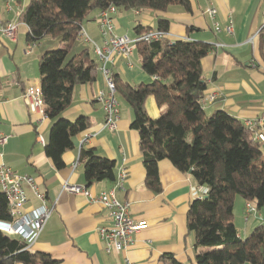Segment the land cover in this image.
<instances>
[{"label":"crops","instance_id":"0c3cea01","mask_svg":"<svg viewBox=\"0 0 264 264\" xmlns=\"http://www.w3.org/2000/svg\"><path fill=\"white\" fill-rule=\"evenodd\" d=\"M30 1L13 0L9 9L8 1L0 0V21H18ZM190 5V11L181 6H171L166 12L119 10L114 16L115 33L135 38L136 26L156 29L159 19L169 20L171 41L188 39L211 46L202 61L207 83L205 96L217 92L218 98L213 103L207 102L206 115L223 110L243 123L260 119L264 116V39L261 38L264 35V0H190ZM209 7L217 10L214 20L207 13ZM99 13L95 10L90 14L83 24V31L94 43L103 46L97 20ZM230 20L233 21V32L227 33L225 28ZM214 22L219 26L216 27ZM29 33L28 26L22 23L15 40L0 35V136L8 138L6 144L0 146V166L34 178L46 195V206L53 209L31 249L51 255L58 264H127V261L163 264L161 256L166 253L173 254L183 264H197V254L206 249L196 248L195 235L188 233L187 216L191 203L197 199L195 193L199 185L191 175L180 172L170 161L162 160L159 175L163 191L156 194L146 188L140 137L131 128L133 110L118 94L120 118L117 129L103 128L105 111L97 95L99 91L107 92V84L100 72L95 82L75 87L72 105L64 113L71 121L81 115L87 116L91 123L85 133L74 138V149L64 154L65 168L57 170L45 155L44 147L53 122L45 110L33 111L28 107L23 94L30 86L41 87L40 64L62 44L51 37L31 44ZM77 44L83 46L82 50L91 47L82 38ZM94 55L92 57L99 62ZM111 67L114 75L132 86L153 80L142 70L137 47L130 60L117 57ZM146 107L153 119L165 110L158 107L153 97L147 98ZM257 132L264 134V127L258 126ZM85 135L91 136L83 148L94 149L97 154L114 160L116 175L123 170L127 172L126 191L118 192V197L130 204V214L135 221L148 223L147 229L135 235L134 245L123 253H106L100 238L99 229L112 224L108 211L100 204L90 203L82 194L62 190L66 181L86 187L83 163L73 168L79 158L80 141ZM40 137L44 144L39 141ZM259 144L264 157V142ZM113 187V181H103L88 189L99 195ZM25 190L29 199L27 209L40 206L41 202L31 189L25 186ZM238 205V215L242 216L243 223L234 222L239 236L245 239L264 221V210L258 211L259 215L252 214L245 222L244 200Z\"/></svg>","mask_w":264,"mask_h":264},{"label":"trees","instance_id":"16d2710c","mask_svg":"<svg viewBox=\"0 0 264 264\" xmlns=\"http://www.w3.org/2000/svg\"><path fill=\"white\" fill-rule=\"evenodd\" d=\"M110 6L118 11L166 12L171 6L191 10L190 0H31L19 16L30 30L31 44L47 37L62 44L43 59L39 68L45 114L53 122L44 152L57 170L65 168L63 157L74 149V138L91 124L84 115L74 121L64 117L72 105L75 87L95 82L99 74V62L89 48L69 57L90 14ZM169 27L170 21L161 18L156 29L169 32ZM151 29L138 25L134 31L141 35ZM136 47L142 70L153 80L132 86L114 75V81L117 94L133 110L131 128L139 133L146 188L156 194L163 191L159 162L168 160L208 189L203 198L191 203L187 216L188 233L195 235L196 248L206 249L197 254V264H264V224L243 239L234 222L236 196L253 203L258 211L264 210V157L243 122L223 110L211 116L205 113L201 101L207 83L202 61L211 46L203 41L163 38L151 44L139 42ZM148 97L165 109L158 118L148 113ZM79 161L84 165L86 188L116 180V162L94 149L83 148ZM9 219L8 199L0 191V221ZM161 261L183 264L169 253L163 254ZM0 264L58 261L0 231Z\"/></svg>","mask_w":264,"mask_h":264},{"label":"built area","instance_id":"2783aa9c","mask_svg":"<svg viewBox=\"0 0 264 264\" xmlns=\"http://www.w3.org/2000/svg\"><path fill=\"white\" fill-rule=\"evenodd\" d=\"M8 1V8L13 0ZM118 10L115 6H110L105 10L100 11L98 22L101 35L104 39L103 46H98L94 43L82 30L80 38L87 43L93 45V50L99 60V72L102 74L107 84V92L99 91L97 100L102 104L105 111V122L103 128L110 131L117 129V122L120 118V103L116 97V84L114 81V72L111 67L117 57H123L130 60L135 47L139 42L151 44L159 42L163 38H169V32L159 29H151L135 38H130L127 35H117L115 33L114 16ZM208 15L214 20L217 15V10L214 7L207 9ZM20 21L4 22L0 21V35L10 40H15ZM216 27L219 23L214 22ZM227 33L233 32V21L230 20L225 28ZM253 39H251V42ZM129 65H132L130 62ZM218 98L217 92H212L205 96L201 104L206 106L207 102L213 103ZM25 104L33 111L45 110L46 104L43 98L41 87L30 86L23 94ZM244 125L252 132L251 139L253 142L264 141V134L257 132L258 126L264 127V116L255 121L247 120ZM91 135H85L79 145V157L83 146L89 141ZM8 138L0 136V146L6 144ZM39 141L44 144L40 137ZM80 164L79 158L74 163L73 168L76 169ZM127 172L125 170L116 175L114 187L108 191H103L99 195L92 194L88 188L64 182L62 190L84 195L90 203L100 204L108 211V215L112 221L111 226L102 227L99 229L101 240L104 242L106 253L112 252L123 253L134 245L135 235L148 228V223L145 221H135L130 214V204L122 201L118 197V192L126 191ZM28 186L34 193L36 198L41 202V205L33 209H27L29 203L28 195L25 190ZM0 191H2L9 205L10 219L0 221V231L3 233L22 240L27 243L28 247H32L41 236L46 224L48 223L53 209L46 206V195L43 193L35 179L31 176L19 175L12 169L2 165L0 166ZM208 192V189L203 186H198L195 193L196 198H203ZM258 212L256 206L251 202L245 203V220L247 221L252 214ZM264 224V221H262ZM127 264H133L127 261Z\"/></svg>","mask_w":264,"mask_h":264},{"label":"rangeland","instance_id":"374dc122","mask_svg":"<svg viewBox=\"0 0 264 264\" xmlns=\"http://www.w3.org/2000/svg\"><path fill=\"white\" fill-rule=\"evenodd\" d=\"M19 21V20H18ZM135 32V31H134ZM133 34V32L131 33V35ZM79 39H80V35H79ZM78 39V40H79ZM59 48H61V47H58L57 49H59ZM81 48H83V46L82 45H80V44H77L74 48H73V50H72V53L70 54V57L69 58H72L73 56H75V55H77L78 53H80L81 51H82V49ZM57 49H55V50H57ZM90 49H91V51H92V55H94V53H93V45L91 44V47H90ZM94 57H95V55H94ZM75 120V119H74ZM73 120V121H74ZM262 142H264V141H262ZM256 143H260V142H256ZM242 200V198L240 197V196H236V200H235V216H234V220L235 221H237V220H239L240 221V223L242 224L243 223V218H242V216L240 217L239 215H238V210H239V205H238V203H239V201H241ZM242 211V210H241ZM255 215H259L258 213H256ZM248 221V220H247ZM246 220H245V222H247ZM262 224H263V222H262ZM207 249H208V247H206ZM209 250V249H208Z\"/></svg>","mask_w":264,"mask_h":264}]
</instances>
